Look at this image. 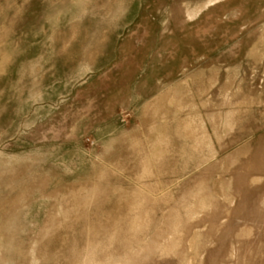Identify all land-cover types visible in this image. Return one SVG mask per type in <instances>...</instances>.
<instances>
[{
	"label": "rangeland",
	"instance_id": "1",
	"mask_svg": "<svg viewBox=\"0 0 264 264\" xmlns=\"http://www.w3.org/2000/svg\"><path fill=\"white\" fill-rule=\"evenodd\" d=\"M0 264H264V0H0Z\"/></svg>",
	"mask_w": 264,
	"mask_h": 264
}]
</instances>
